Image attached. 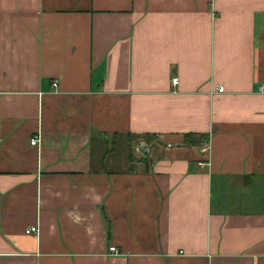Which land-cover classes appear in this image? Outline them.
<instances>
[{"label":"crops","instance_id":"1","mask_svg":"<svg viewBox=\"0 0 264 264\" xmlns=\"http://www.w3.org/2000/svg\"><path fill=\"white\" fill-rule=\"evenodd\" d=\"M262 84L264 0H0V264H264Z\"/></svg>","mask_w":264,"mask_h":264},{"label":"built area","instance_id":"2","mask_svg":"<svg viewBox=\"0 0 264 264\" xmlns=\"http://www.w3.org/2000/svg\"><path fill=\"white\" fill-rule=\"evenodd\" d=\"M172 84H173L174 86H177V85L179 84V80H178L177 78H176V79L174 78V79L172 80ZM53 86H54V87H57L58 85H57V83H54ZM224 91H225V88L222 87V86L218 89V92H220V93H223ZM260 92H261V93H264V84H262V86H261V88H260ZM38 142H39V138L34 137V138L32 139L31 144H32V145H36ZM210 149H211V146L208 145V144H206V145H205V148H203V152H204V153H207V154H210ZM202 165H203V164H202ZM27 233H29V234H31V233H39V228H38V227H32L31 229H29V230L27 231ZM110 250H111L112 252H116V251H117V250H116V247H112V248H110Z\"/></svg>","mask_w":264,"mask_h":264},{"label":"rangeland","instance_id":"3","mask_svg":"<svg viewBox=\"0 0 264 264\" xmlns=\"http://www.w3.org/2000/svg\"><path fill=\"white\" fill-rule=\"evenodd\" d=\"M130 151H132V148L130 149Z\"/></svg>","mask_w":264,"mask_h":264}]
</instances>
